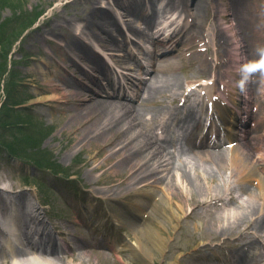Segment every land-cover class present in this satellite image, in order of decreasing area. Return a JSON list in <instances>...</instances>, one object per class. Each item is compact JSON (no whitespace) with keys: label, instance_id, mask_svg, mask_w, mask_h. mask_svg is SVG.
<instances>
[{"label":"rangeland","instance_id":"obj_1","mask_svg":"<svg viewBox=\"0 0 264 264\" xmlns=\"http://www.w3.org/2000/svg\"><path fill=\"white\" fill-rule=\"evenodd\" d=\"M167 1L154 2L156 5L154 9L160 11L155 15L158 19L157 23L165 19L166 14H163L162 7ZM231 1L233 0H226L227 4ZM249 2L252 4L256 2L260 5L261 13L264 11V0H248L246 4ZM113 3L112 0H0V175L13 176L16 187L26 189L27 193L36 194L32 201L35 200L38 207H42V211L48 214L47 217L51 219L53 227L57 228L59 225L63 230L60 232L55 228L53 233L61 245L64 242L66 248L73 249L76 245L87 244L84 250L74 251L76 253H73L72 258H75L76 264H207L215 255L230 257L240 253L234 241L239 238L261 245V253L256 255L260 256L264 253V229L255 230L252 221L250 234L243 238L241 235L245 232L244 226L237 228L232 225L230 232L226 234L222 229L226 228L227 224L218 219L222 218L223 213H235L238 210L241 212L240 204H245L248 200L240 192L241 183L225 185V173L230 175L229 169L232 167L229 161L227 166L219 170L207 167L213 176L219 178V181L211 183L212 178L204 175L207 181L201 180V188L206 192L211 190L208 198L203 200L204 205L196 207L188 206L189 201H185L188 199L187 196L182 199L176 191L170 192L168 197L164 196L163 185L159 189L154 188L155 186L151 185L152 179L140 183L130 193L125 187L127 185L120 186L121 189L118 186L114 188L122 190L119 194L110 193L112 190L109 186L114 183L109 181L114 180L116 174L108 173L103 169L92 172V167L104 163V156L97 157L104 146L93 140L96 131L90 125H84L77 133L74 131L80 127V120L73 116L85 107L84 103L87 102L85 100L95 97L97 92V87L85 75V71L91 70L89 63L81 58L79 50L86 45L95 47L89 39L90 34H93V29L89 27L90 23L100 21L98 16L92 15L91 11L94 7L99 9L101 5H108L109 9L107 8L106 11L113 15V20H116L120 26H124V22H130L132 17H126L124 11ZM220 3L218 0L217 4ZM254 5L256 7V4ZM85 6L87 12L83 10ZM176 7L179 9L175 11L171 9L167 12L179 16L178 21H182L179 24L183 27L187 12L178 2ZM209 10L210 8L206 11L208 13L203 14L204 18L198 20L200 26L198 30L189 25L184 26L187 30L186 35L191 37L200 35L201 39L208 35L210 30L207 28L212 24L210 20L214 22L213 13ZM41 12L43 15L39 18ZM259 19L257 24L260 21L262 23ZM32 21L36 22L33 26ZM144 21H134V24L136 27L140 26L142 31L148 32ZM205 21L210 25H205ZM44 22L49 24L42 25ZM112 27L108 24L105 26L107 29ZM236 32H239L238 28ZM98 33L101 34L99 40H107L109 35L106 32L98 31ZM136 37L137 41L146 43L142 36L136 34ZM119 40L122 42L121 37ZM204 43V40L195 43L191 49L193 51H189L188 55L207 48L206 45H201ZM102 44L108 46L106 41ZM260 46L264 47V37L260 41L259 39L252 41L250 46H244L241 54L245 58L252 57L258 60L257 49ZM224 47L218 48L222 53L219 58L228 59L232 48L229 47V51L224 53ZM94 50L98 51V48ZM116 51L117 56L108 59L110 64L121 62L126 67L123 71L126 75L141 73L135 62L123 63L122 51ZM178 54L179 51L175 50L174 55L170 57L175 58ZM209 56L214 58L215 54L211 53L207 57ZM202 57L207 58L205 55ZM182 66L184 68L176 70L181 81L192 79L191 81L197 82L208 77L201 74L204 70L195 68L196 64L186 62ZM103 69H106L105 65ZM103 69L99 70L100 74ZM216 70L218 73V68ZM32 73H36L35 76ZM64 81L70 84V88L63 84ZM51 82H56L61 88L51 94L61 95L62 90L72 88L83 91L86 98L82 102L70 99L71 102L67 103L62 99L63 101L50 100L46 104H34L31 97L47 95L44 88H53ZM82 83L84 86L81 87ZM96 97L98 100L105 98ZM137 104L139 101L133 105ZM154 105L159 106L155 108ZM154 105L149 107H154L156 112L149 111L150 116L148 115L146 119L157 129L159 120H154L153 114L157 115L158 112L161 114L164 106L174 108L175 105L171 103V97L159 100L158 104ZM167 117L169 116L163 115L160 122L162 123ZM30 133L34 134L40 144L26 145L20 151L9 147V142L19 140L23 135ZM262 133L264 134V131ZM107 153L110 154L105 149V157ZM175 158L177 163L182 159L179 155ZM166 167L171 168L169 162L166 163ZM112 172L122 173L123 169L116 168ZM167 172H163L161 176L166 175ZM108 174H110L109 180L105 182ZM174 180L180 186L178 190L182 188L186 191L187 186L181 182V179L175 177ZM5 184L0 183V188L5 187ZM243 187H246L245 184ZM154 191L156 196L149 200L150 204L144 208L145 214L137 215L133 205L142 204L144 207L145 193ZM227 192H233L236 200L223 209L222 203L216 201L222 199V195ZM195 198L196 195L193 196V200ZM184 204L186 207L181 212V205ZM193 212L197 214L193 215ZM113 214L124 219L121 227L115 225ZM260 215L264 218V212H261L253 219H259ZM146 228L152 231L156 229L166 237V247L162 254L150 240L147 245L151 257L143 258L131 250L132 245L138 247L139 240L143 238L141 234ZM82 252L85 256H81Z\"/></svg>","mask_w":264,"mask_h":264},{"label":"bare ground","instance_id":"obj_2","mask_svg":"<svg viewBox=\"0 0 264 264\" xmlns=\"http://www.w3.org/2000/svg\"><path fill=\"white\" fill-rule=\"evenodd\" d=\"M114 5L120 10H123V14L126 17L130 18V22H124V26L118 25V22L113 20V15L106 11L109 9L108 5H101L99 9L94 7L92 9V15L98 16L99 20L97 22H91L89 27L93 29V34H90L89 38L92 41V44L95 47L87 46L83 48L80 47L79 52H81V58L85 59L89 64V69L91 72L85 71V75L88 79L92 80V84L97 87L95 94L100 97H105L104 99L98 100L97 97L89 98L85 101V107L81 108L74 118L80 120V127L74 129L77 133L80 131V128H83L84 125H90L96 132L93 140H97L104 147L98 153L97 157L102 155L104 156V163H99L96 166L92 167V172H96L99 169L106 170L108 173L116 174L115 179L109 181L111 184L109 186L110 193H118L122 190L119 188L122 185H127V192H131L135 187L140 185V183L148 182L153 180L151 183L154 188L159 189L162 185V190L164 191V196L168 197L170 192H175L179 194L180 198L187 196L190 207H196L199 205H204L205 198L209 196V189L207 192L201 188V180H206L205 176H208L211 179V183L219 181V178L213 176L212 172L210 173L207 167L217 168L218 170L225 166L228 161L233 167V171L230 174V177L245 184L247 187L242 186V194L248 198L245 201V204H240V209L235 213H223L222 218H218L220 221L223 220L227 224L226 228H223L222 231L228 234L231 230L232 225L239 228V226H244L245 232L247 234L250 232V228L253 226L255 230L264 229V218L260 216L259 219L254 220L253 217L256 214L264 212V134H259L256 138L250 139L246 142L241 148H235L225 152H214L213 154L203 152L193 154L187 153L186 159H183L177 163L176 159L172 156L170 157L165 152L167 148L161 143L158 144L149 132L151 131V124L147 123L148 115L150 113H155V108H158L159 100L165 99L166 97H171L173 100H177L180 97L185 98V101L190 99L191 96L199 97L201 94L198 91L190 92L187 96L184 91L190 87L196 86L197 81H191L190 79L181 81L180 75L176 72L178 68H182L183 64L186 62L196 64L195 68L197 70H204L201 74L203 76H208L209 79L212 78L211 82H205L204 89L206 92L211 93V90L216 89V86H221L218 91H215L210 94L211 96H217V93L224 95L225 97H232L234 102L238 103L239 95L243 93V89L238 86V82L241 79V68L244 64H247L254 60V58H244L240 55V51L244 46L252 45V41H257L264 37V11L261 13L259 9L260 5L256 2V7L254 4L248 0H233L227 4L226 0H220V5L217 4L218 0H192L191 2L186 3V0H168L167 4L162 7L163 14L165 12L173 9V11L178 10L179 6L176 7V3L180 4V7H183V10L187 12L184 26L194 27L198 30V20L203 17V14L210 8V12L213 13L214 22L209 23L204 22L208 26L207 30H210L208 35L200 38L199 36H190L184 34V26H180L179 22L171 23V19H167L165 15L166 25L164 30H167L168 36L166 40L156 41L154 62L155 67L153 71L155 72L154 76L150 77L148 81L144 83L141 93L137 94V99L139 104L133 105L129 103H123L119 98L113 97L115 89H119L120 85L117 81V78L121 77L118 74L117 69L107 61L109 58L113 59L117 56L116 50H121L123 53L122 61L130 63L131 57L134 56L133 52L139 50L138 42L135 37L136 34L139 36H144L145 32L137 25L134 24V21H147L146 25L151 26L156 21V14H159L160 11L155 10L156 7L155 1L157 0H112ZM94 4V3H93ZM252 4V5H251ZM251 5V9H250ZM254 8V9H253ZM85 12L86 6L83 8ZM154 10V14L149 15ZM255 10V11H254ZM208 13V12H206ZM149 15L148 19H144V16ZM114 16H116L114 14ZM179 17V16H178ZM262 20V23L257 24V20ZM103 20V21H102ZM103 22V23H101ZM49 22H44L42 25H47ZM112 27V29L105 28L106 25ZM218 24V25H217ZM182 25V24H181ZM220 25V26H219ZM263 25V26H262ZM178 27L179 31L175 29ZM239 30L237 33L236 30ZM107 33L108 38L106 47L102 42H105L100 39L98 33ZM115 33H114V32ZM122 38V42L119 40V36ZM174 32V33H172ZM170 34H172L170 36ZM174 34V35H173ZM164 36V35H162ZM161 36V37H162ZM174 37L176 40L180 39V44L174 42V45L170 43V38ZM52 38V37H51ZM137 38V37H136ZM53 39V38H52ZM114 39V40H113ZM172 40V39H171ZM205 41L206 49L197 51V53H192L188 55L193 45L200 41ZM249 41V43H248ZM223 42V43H222ZM226 42V43H225ZM178 45V46H177ZM225 45V47H224ZM257 46V44H253ZM177 47V48H176ZM225 48L224 53L229 50V47L236 48L232 53L230 61L226 59L219 58L222 56L220 48ZM260 46L259 48H261ZM98 48L97 50L94 49ZM117 48V49H116ZM179 51L177 57L172 58L167 56L165 58H160L162 54L174 55V50ZM219 48V49H218ZM211 53H214V58L210 56ZM205 55L207 58L202 57ZM73 59V58H72ZM74 60V59H73ZM107 60V61H106ZM115 61V60H114ZM74 62V61H73ZM117 64V62H116ZM133 64V63H131ZM230 65L231 73L227 75L222 74V68L226 65ZM103 65L106 66V69H103ZM118 68L119 65L117 64ZM110 70H109V69ZM184 68V67H183ZM218 68L219 72L217 73ZM103 69L100 74L98 70ZM83 70V69H82ZM84 71V70H83ZM95 71L99 76H96L92 73ZM35 76L36 73H32ZM257 79L262 85L260 90L264 91V74L257 72ZM207 79V80H209ZM126 81V77H125ZM216 81V84H213ZM67 88H70V84L63 82ZM125 84L126 89L132 88L131 85ZM53 88H44L47 95L38 97L37 95L32 96L31 100L34 104L40 105L46 104V102L52 101H61L64 99L67 103L71 100L82 102L86 98V94L82 91H77L69 89L62 90L61 95L51 94L54 90H61L60 85L52 83ZM84 86L83 83L81 87ZM74 87V85H72ZM194 89L197 87H193ZM63 89V88H62ZM219 95V96H220ZM110 98H113L111 100ZM71 99V100H70ZM243 99V97H241ZM63 101V100H62ZM149 105H154L150 108ZM146 107V108H145ZM151 111V112H149ZM161 111V110H160ZM153 114L152 117H156ZM159 117V116H157ZM153 119V118H152ZM1 134V133H0ZM258 140V141H257ZM105 149L110 152L107 153L105 157ZM232 154V156H231ZM260 157H259V155ZM169 158V159H167ZM169 162L171 165L170 169H167L166 163ZM227 166V165H226ZM116 168L123 169L122 173L112 172ZM169 171V172H167ZM167 172L166 175L161 174ZM227 173V172H226ZM225 173V185L228 181L236 182V180L229 179L228 175ZM4 175V176H3ZM0 175V183H6L0 188V264H76L73 257L74 251L79 249L84 250L87 247V244L76 245L73 250L72 247L64 248L59 245L58 240L53 237L52 228L50 227L51 221H48L45 217L47 213L42 211V207H38L35 200V193H27V190L21 187H16L14 184L13 176L11 175ZM110 174L107 175L105 182H108ZM178 177L181 179V182L186 184V191L178 190L180 186L178 183H175L174 179ZM207 177V178H208ZM224 177V176H223ZM209 178V179H210ZM151 185H149L151 187ZM211 185V184H210ZM118 186L119 189H114ZM114 189V190H113ZM165 189V190H164ZM208 189V188H207ZM155 192H146L145 198L143 199V205H133V209L136 214L144 215V208L150 204L149 200L155 195ZM195 198L193 200V196ZM219 195V194H216ZM129 197V195H128ZM193 200V201H192ZM173 203V197L171 198ZM200 201V202H197ZM235 201V198H231L230 202ZM222 204H227L222 201ZM181 212L185 209L186 205H181ZM224 209V208H223ZM197 214L193 212V215ZM44 215V217H43ZM178 215V214H177ZM176 215V216H177ZM115 222L119 223L117 218H114ZM174 220H177L174 218ZM261 220V221H260ZM124 219L120 217V224L123 223ZM252 226L250 225L251 222ZM55 226V225H54ZM56 228V226H55ZM58 231L62 232V228L57 225ZM242 234V235H243ZM15 241H11L9 238ZM142 237L139 240L138 247L132 245V251L138 256L151 257L149 256V245H147L148 240L155 245L156 248L160 249L162 254L166 247V237L162 236L158 230L145 229L142 232ZM241 235V236H242ZM5 236L7 238H5ZM35 239L38 243H34ZM238 240V239H237ZM9 244L8 251H3L1 248ZM247 245V242L238 244V248H243L242 246ZM77 249V250H76ZM75 256V255H74ZM81 256H85V253L82 252ZM246 254L238 257L234 255L232 257L234 263L236 264H264V256H249L245 257ZM86 257H88L86 255Z\"/></svg>","mask_w":264,"mask_h":264},{"label":"clouds","instance_id":"obj_3","mask_svg":"<svg viewBox=\"0 0 264 264\" xmlns=\"http://www.w3.org/2000/svg\"><path fill=\"white\" fill-rule=\"evenodd\" d=\"M257 54L259 56L258 60L244 64L241 68V79L238 82L241 89H243L245 82L252 74L257 72L264 74V47L258 48Z\"/></svg>","mask_w":264,"mask_h":264},{"label":"trees","instance_id":"obj_4","mask_svg":"<svg viewBox=\"0 0 264 264\" xmlns=\"http://www.w3.org/2000/svg\"><path fill=\"white\" fill-rule=\"evenodd\" d=\"M34 21V20H33ZM32 21V22H33ZM30 22V23H32ZM29 23V24H30ZM34 23V22H33ZM32 23V24H33ZM29 24H27L29 26ZM21 33H19L20 35ZM18 35V36H19ZM8 144H10V148L15 150V151H20V149H22V147H26V145H36V144H40L38 142V140L34 137V134L30 133L29 135H23L19 140H15V141H11Z\"/></svg>","mask_w":264,"mask_h":264}]
</instances>
